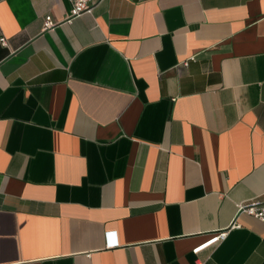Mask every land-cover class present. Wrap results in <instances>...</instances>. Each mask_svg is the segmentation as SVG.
Returning a JSON list of instances; mask_svg holds the SVG:
<instances>
[{"label":"crops","instance_id":"obj_1","mask_svg":"<svg viewBox=\"0 0 264 264\" xmlns=\"http://www.w3.org/2000/svg\"><path fill=\"white\" fill-rule=\"evenodd\" d=\"M93 2L0 0V264H264V0Z\"/></svg>","mask_w":264,"mask_h":264},{"label":"built area","instance_id":"obj_2","mask_svg":"<svg viewBox=\"0 0 264 264\" xmlns=\"http://www.w3.org/2000/svg\"><path fill=\"white\" fill-rule=\"evenodd\" d=\"M72 10L70 18L79 17L84 14H91L96 4L93 0H71ZM54 21L51 16H47L45 19V29L54 27ZM4 46H7L5 39L0 40ZM195 57H191L190 60H194ZM189 61V60H188ZM188 61L184 62V66H188ZM238 215L245 214L256 220L264 223V201L252 200L251 202L238 204ZM235 228V224L233 225ZM228 236V232H221L213 236L208 242L196 248L193 253L199 254L203 250L222 243Z\"/></svg>","mask_w":264,"mask_h":264}]
</instances>
